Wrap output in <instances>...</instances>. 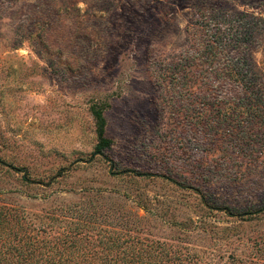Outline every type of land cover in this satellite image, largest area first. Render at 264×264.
<instances>
[{
    "label": "rangeland",
    "instance_id": "rangeland-1",
    "mask_svg": "<svg viewBox=\"0 0 264 264\" xmlns=\"http://www.w3.org/2000/svg\"><path fill=\"white\" fill-rule=\"evenodd\" d=\"M237 18L264 81V0H15L1 8L0 203L37 215L96 203L134 216L140 237L197 254L190 264H264V129L249 117H190L189 109L201 106L193 94L208 91L189 65L195 34L202 22L220 23L214 31L223 34ZM180 63L193 82L178 89L170 81ZM93 104L108 106L109 161L93 155ZM243 137L245 154L236 145Z\"/></svg>",
    "mask_w": 264,
    "mask_h": 264
},
{
    "label": "trees",
    "instance_id": "trees-1",
    "mask_svg": "<svg viewBox=\"0 0 264 264\" xmlns=\"http://www.w3.org/2000/svg\"><path fill=\"white\" fill-rule=\"evenodd\" d=\"M12 1L15 0H0V9ZM205 13L204 9L200 10L202 20ZM208 23H201L200 33L195 34L192 45L194 50L191 55L188 53L189 65L197 66L198 75L208 83L206 95L204 91L192 95L191 102L199 100L201 106L193 107L191 103L190 117H249L264 129V81L251 69L248 59L251 32L240 18L228 23L223 34L214 31L220 23ZM185 67L180 63V67L174 68L176 75L170 82L178 89L193 82ZM229 93L233 99L228 97ZM107 108L106 104H93L90 112L98 136L93 155L109 161L106 151L113 141L105 137ZM251 123L244 134H250L247 132L255 128ZM248 138L255 141L257 136ZM243 140L244 143L240 139L235 143L245 154L248 148L243 146H248L250 139L243 137ZM259 140L264 142L262 137ZM225 153L223 155H227ZM5 166L20 173L25 182L38 183L29 177L25 168ZM65 171L67 169L59 170L53 178L61 177ZM186 188L200 194L196 188ZM138 226L134 216L96 203L75 205L44 215L29 214L0 203V264H190L197 261V254L140 237ZM211 262L208 264H218ZM229 262L237 264L233 257Z\"/></svg>",
    "mask_w": 264,
    "mask_h": 264
}]
</instances>
